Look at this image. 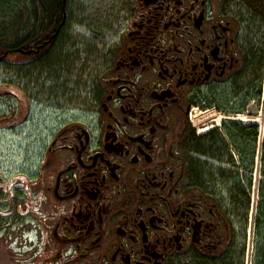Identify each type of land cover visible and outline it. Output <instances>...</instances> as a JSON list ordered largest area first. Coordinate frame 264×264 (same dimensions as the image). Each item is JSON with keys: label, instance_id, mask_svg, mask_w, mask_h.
<instances>
[{"label": "flooded vegetation", "instance_id": "flooded-vegetation-1", "mask_svg": "<svg viewBox=\"0 0 264 264\" xmlns=\"http://www.w3.org/2000/svg\"><path fill=\"white\" fill-rule=\"evenodd\" d=\"M71 1H29L0 52L52 124L0 171L32 202L0 199L31 219L20 264H264V0H123L88 39Z\"/></svg>", "mask_w": 264, "mask_h": 264}, {"label": "rangeland", "instance_id": "rangeland-1", "mask_svg": "<svg viewBox=\"0 0 264 264\" xmlns=\"http://www.w3.org/2000/svg\"><path fill=\"white\" fill-rule=\"evenodd\" d=\"M76 1H78V5L83 7V12L77 15L79 17L78 20L83 24L75 25L76 34L86 39H88L90 33L98 29L99 23H110L116 16L115 14L122 11L120 8L123 5V0H72L71 2L76 3ZM91 67L92 63L89 65L87 73H89ZM8 78L9 75L5 70V66L0 64V84L7 81ZM8 90L10 91L6 87L0 89V97H3L0 100V126L4 127L0 130V171L6 186L9 185L11 179L19 175V172L22 171L20 169L27 167L33 159L39 162V159L36 157H31L32 154H39L38 152L33 153V146L40 145L41 139H46L47 136L43 135L44 130L47 129V126L52 125L48 123L50 119L46 120L48 116L44 115L46 112L41 108L44 107L43 104L41 106L39 104L38 106L33 105L31 118L27 119L26 101L23 99L21 91H13L18 97L23 99L13 103L11 96L5 94V91L7 92ZM13 112L14 119H8V116H11ZM23 119L28 121L23 122ZM4 191L6 194L5 196L0 194V199L7 203V209H9L10 201L16 200L15 203H19L17 207L19 213L23 212L26 207L27 210H30L32 207L31 199H28L24 192L13 196L12 193L8 192V189H4ZM3 209L1 208V211ZM7 214V218L0 219L1 226L5 227L2 231V228H0V264H20V254L24 251V249L21 250L22 245L20 246V242L22 239L24 241L27 240V235L21 233L20 229L25 222L31 221V219L20 218L19 214L15 212L11 213V211H8ZM29 237L33 240L31 235ZM4 248L5 253L15 258V260H9V263L6 262L1 252ZM5 257L7 256L5 255Z\"/></svg>", "mask_w": 264, "mask_h": 264}, {"label": "trees", "instance_id": "trees-1", "mask_svg": "<svg viewBox=\"0 0 264 264\" xmlns=\"http://www.w3.org/2000/svg\"><path fill=\"white\" fill-rule=\"evenodd\" d=\"M32 0H0V52H2L5 46L8 49H14L16 43V35L20 32L19 27L25 28L23 33H33V23L28 18V15L21 18V15L17 13V10L20 11L27 10V3ZM41 1L42 4L39 6L44 7V0ZM22 4V5H20ZM55 8L56 3L52 4ZM18 7V8H17Z\"/></svg>", "mask_w": 264, "mask_h": 264}, {"label": "bare ground", "instance_id": "bare-ground-1", "mask_svg": "<svg viewBox=\"0 0 264 264\" xmlns=\"http://www.w3.org/2000/svg\"><path fill=\"white\" fill-rule=\"evenodd\" d=\"M196 113V112H195ZM202 131H204V130H202Z\"/></svg>", "mask_w": 264, "mask_h": 264}]
</instances>
